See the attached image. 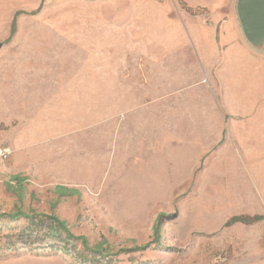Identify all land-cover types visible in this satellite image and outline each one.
<instances>
[{
  "label": "rangeland",
  "instance_id": "obj_1",
  "mask_svg": "<svg viewBox=\"0 0 264 264\" xmlns=\"http://www.w3.org/2000/svg\"><path fill=\"white\" fill-rule=\"evenodd\" d=\"M227 1L150 0L146 27L137 2L127 36L94 3L0 0V214L105 242L3 218L0 264H264V52L208 45Z\"/></svg>",
  "mask_w": 264,
  "mask_h": 264
},
{
  "label": "crops",
  "instance_id": "obj_2",
  "mask_svg": "<svg viewBox=\"0 0 264 264\" xmlns=\"http://www.w3.org/2000/svg\"><path fill=\"white\" fill-rule=\"evenodd\" d=\"M41 0H34L33 3L29 4L27 7L20 6L18 9H24L28 11L34 6L38 5ZM47 5L52 3H78L87 2L94 3L98 5L96 7V12L92 15H87L86 20H93L95 22V27L98 32L96 35H134V4L137 2H142L145 4L143 10V21L144 27L149 25L151 19V4L150 0H43ZM226 2H228L226 0ZM109 9V13L107 12ZM160 9V6H159ZM210 19L214 22L212 23L206 33V41L208 45L215 46V34L217 27H220V40L221 45L230 46V49L237 48L249 54L248 46L242 38L236 17L231 10H226V13H218L217 11L210 14ZM166 17L163 16V22L166 23ZM193 23L192 19H188ZM159 26L162 28L161 19H159ZM90 24L86 25L87 27ZM126 28V31H124ZM159 28V29H160ZM88 33V32H87ZM243 45V46H241ZM242 47V48H241ZM250 55V54H249ZM262 62V63H261ZM264 64L263 60H258V65Z\"/></svg>",
  "mask_w": 264,
  "mask_h": 264
},
{
  "label": "trees",
  "instance_id": "obj_3",
  "mask_svg": "<svg viewBox=\"0 0 264 264\" xmlns=\"http://www.w3.org/2000/svg\"><path fill=\"white\" fill-rule=\"evenodd\" d=\"M18 14H21V12H17L12 21H11V28H10V36H12L15 32V18ZM57 191L62 192L64 194H74V192L72 190H69L67 188H63V187H57L56 188ZM9 219V220H17L18 218H23L29 221V225H30V234L26 235L25 238L29 239L32 235L33 232H40L42 231L43 228H47V234L50 237H57L59 239H62V236H64V242H69V241H73L74 243L77 241V239H80V245L83 249L84 252H88V254H90L92 257H97V256H101L103 253V245L105 244L104 241H102L98 246L94 247V248H89L85 239L84 238H75L73 237L68 229L66 224L63 221H60L59 219H57L55 216L53 215H45V214H25L23 212H15L12 214H0V219ZM257 218L253 217L251 219L248 218H242V217H233L231 218L229 221L226 222L225 225H230L233 224L235 222H241V223H247L249 221H255ZM157 224V223H156ZM32 229H35V231H32ZM159 242V232H158V228L157 225L154 226L153 229V239L152 241L139 246V247H133L131 249L128 250H122L121 252H134V251H144L146 249H148L150 247L151 244L153 243H158ZM61 252H65V249L62 247L60 248ZM103 258V257H102Z\"/></svg>",
  "mask_w": 264,
  "mask_h": 264
},
{
  "label": "water",
  "instance_id": "obj_4",
  "mask_svg": "<svg viewBox=\"0 0 264 264\" xmlns=\"http://www.w3.org/2000/svg\"><path fill=\"white\" fill-rule=\"evenodd\" d=\"M234 12L245 43L264 52V0H235Z\"/></svg>",
  "mask_w": 264,
  "mask_h": 264
},
{
  "label": "built area",
  "instance_id": "obj_5",
  "mask_svg": "<svg viewBox=\"0 0 264 264\" xmlns=\"http://www.w3.org/2000/svg\"><path fill=\"white\" fill-rule=\"evenodd\" d=\"M6 155V151L4 149H0V156H5Z\"/></svg>",
  "mask_w": 264,
  "mask_h": 264
}]
</instances>
